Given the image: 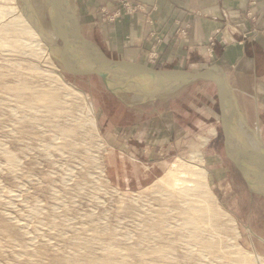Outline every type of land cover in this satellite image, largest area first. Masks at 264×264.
Here are the masks:
<instances>
[{
	"label": "rangeland",
	"instance_id": "rangeland-1",
	"mask_svg": "<svg viewBox=\"0 0 264 264\" xmlns=\"http://www.w3.org/2000/svg\"><path fill=\"white\" fill-rule=\"evenodd\" d=\"M11 5L22 0H0V264H252L251 255L264 264V197L225 155L215 85L130 102L97 75L71 74L21 26H4ZM90 104L95 127L83 124ZM153 107L173 110L176 123L162 155L148 122L146 133L134 124L154 118ZM175 166L174 186L157 180Z\"/></svg>",
	"mask_w": 264,
	"mask_h": 264
},
{
	"label": "crops",
	"instance_id": "crops-1",
	"mask_svg": "<svg viewBox=\"0 0 264 264\" xmlns=\"http://www.w3.org/2000/svg\"><path fill=\"white\" fill-rule=\"evenodd\" d=\"M132 1L152 10L153 26L139 14L102 20L100 10L114 7L116 0H75L83 36L112 59L148 64V50L160 37V57L150 63L155 68L199 71L221 66L239 110L254 122L264 142V0ZM179 28L185 29V36H176ZM151 111L154 118L134 124L146 133L148 122V141L155 140L162 155L173 140V110L153 107Z\"/></svg>",
	"mask_w": 264,
	"mask_h": 264
},
{
	"label": "water",
	"instance_id": "water-1",
	"mask_svg": "<svg viewBox=\"0 0 264 264\" xmlns=\"http://www.w3.org/2000/svg\"><path fill=\"white\" fill-rule=\"evenodd\" d=\"M48 5L54 14L56 40H51L44 35L37 18L28 9V0H22L21 9L23 16L29 19L33 28L51 52L58 53L63 58V61H66V64L67 60H69L75 70L70 71L71 74L97 75L114 95L118 94V92L105 79L104 70L106 68L122 71L131 77L151 78L153 83L154 81L156 82L154 89L151 90L150 86L146 84L137 86L145 97L149 99L168 93L171 89L183 88L197 81H211L216 87L219 121L225 155L240 173L247 190L252 194L264 197V143L257 128L254 131H250L253 132L259 143L261 148L260 154L243 150L233 139L231 135V114L234 108L237 112L239 108L221 66L214 64L199 71L181 69L164 70L150 67L144 63L112 59L105 55L99 47V51L92 52L90 50L92 42L83 36L80 25L76 24L73 20L75 12L71 8L72 6H69L64 0H48ZM80 49L86 52L85 57ZM119 96L121 97V95Z\"/></svg>",
	"mask_w": 264,
	"mask_h": 264
},
{
	"label": "bare ground",
	"instance_id": "bare-ground-1",
	"mask_svg": "<svg viewBox=\"0 0 264 264\" xmlns=\"http://www.w3.org/2000/svg\"><path fill=\"white\" fill-rule=\"evenodd\" d=\"M64 1L66 3H68L67 0H64ZM68 5L71 6L70 4H68ZM28 9L37 18V20L39 22V25L41 26V28L43 30L44 35H46L51 40H56L55 30H54V22H52V23H48L47 22V14L54 15L53 12L51 11L49 5H48V0H38V1L29 0ZM8 10H7V15H9L8 13H10V16H14V17H12L11 20L8 22V24H6L4 26L8 27L11 30H16V29H18L19 26H21L23 28V30H25L30 35V37L32 38L31 42L34 43V46L38 47L36 49L42 50V53H45V54H47V52L51 53V50L43 42L42 38L39 36L37 31L33 28L31 22L29 21V19L24 17L23 14H21L22 10L16 5H11L8 8ZM73 20L75 21L76 24H79V16L78 15H74L73 14ZM181 35L185 36L186 32L182 33ZM80 50H81V53L83 54V56L85 57L86 52L83 51L82 49H80ZM90 50L92 52H94V51L96 52V51H99V48H98V46L96 44H94L92 42ZM152 50H153V44H151V46H150V48L148 50L147 60H149L152 57ZM36 53H38V52L36 51ZM46 56H48V55H46ZM48 58H49V56H48ZM155 58L156 57H154V58L152 57V59H155ZM116 60H120V59H116ZM124 61H127V60H124ZM136 63H142V62H136ZM151 64H154V63H151ZM62 65H63V67H67L69 69V71H73L74 70L73 67L71 66L69 60H67V64H66V61L64 60ZM146 65H148L150 67H153V66H151L149 64H146ZM153 68H155V67H153ZM104 73H105V79L107 81H109L111 83V85L114 86V88L117 90L118 94H120L121 97L127 99L130 102H135V101L146 102V101H149V100L151 101V100H154V99H165V98H168V97L178 93V91L181 89V88L171 89V91H169L168 93H164L162 95L156 96V98L149 99V98L145 97V95L139 90V87H137V86L140 85V84L141 85L142 84H146V85L150 86L151 90L154 89V87H156V82L154 81V83H153L151 78H149V77H131V76L125 74L122 71H119V70H116V69H112V68H106L104 70ZM50 76H52V78L54 79V82H52V83H54L55 86L56 85H61L63 87V85H64V87H66L67 90L68 89H72L71 88L72 85L67 83L66 81H64V79H63V77L61 75L58 76V75L52 73ZM15 86H17V90L21 89L20 86H18V85H15ZM9 88H7V89H9ZM19 90H18V92H19ZM131 91L134 92V94L132 96L128 97L126 95H123V93L131 92ZM13 92H16V91H13ZM20 92H23V89ZM65 92H68V91H65ZM69 93H71V92H68V94ZM17 100H18V98H17ZM25 102H27V101H25ZM88 112H89V115H88L89 119L86 118V121L83 124L86 126V124L89 123V124H91L92 126L95 127L94 118L91 117V115L93 114V108H92L91 104L88 105ZM238 112L234 108V110H233V112L231 114V135H232L233 139L239 144V146L243 150L251 151V152H255V153L260 154L261 153V148H260L259 143L257 142V140L255 138V135L253 134V132H251L247 128L246 123L244 122L243 118H241V115ZM86 114H88V113H86ZM6 153H7L6 155L9 157L10 162H12L13 159H12L10 153L9 152H6ZM175 168H169L168 167L166 169L165 173L162 176H160L157 180L159 182H161V183H164L165 185L167 184L169 186H174L175 183L178 182V180H176V179H178L177 178V174H178L177 172H179L178 171L179 169H177L176 166H175ZM217 217H219V216H217ZM220 218H221V216H220ZM221 224H223V223H221ZM224 225H225V227L228 226L230 230H233V229L235 230V227H236L235 226V222H234V220L232 218L226 219ZM250 257H251V260L253 262V263L251 262L252 264H260L261 261H262V258L259 257V256L257 257V256L251 255Z\"/></svg>",
	"mask_w": 264,
	"mask_h": 264
},
{
	"label": "built area",
	"instance_id": "built-area-1",
	"mask_svg": "<svg viewBox=\"0 0 264 264\" xmlns=\"http://www.w3.org/2000/svg\"><path fill=\"white\" fill-rule=\"evenodd\" d=\"M114 10L113 12H108L106 9L103 10V19L108 20L109 22L115 20L116 18L120 17L123 13L127 15H132L133 13L139 12L142 13L145 16V19L149 24H153L154 21L151 17V11L149 10L145 5L142 3L133 2L132 0H116L114 4ZM186 32L184 28L178 29V34H182ZM155 35L154 31H151V35ZM162 39L160 37H155V42L153 43V50H152V57H158L157 51H158V45H161ZM151 57V59H152ZM155 58V59H156Z\"/></svg>",
	"mask_w": 264,
	"mask_h": 264
}]
</instances>
